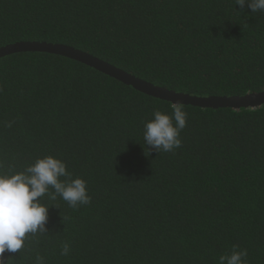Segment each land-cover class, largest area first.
Wrapping results in <instances>:
<instances>
[{"label":"trees","instance_id":"obj_1","mask_svg":"<svg viewBox=\"0 0 264 264\" xmlns=\"http://www.w3.org/2000/svg\"><path fill=\"white\" fill-rule=\"evenodd\" d=\"M75 47L196 96L264 92V0H0V48ZM0 264H264V105L148 96L0 58Z\"/></svg>","mask_w":264,"mask_h":264},{"label":"water","instance_id":"obj_2","mask_svg":"<svg viewBox=\"0 0 264 264\" xmlns=\"http://www.w3.org/2000/svg\"><path fill=\"white\" fill-rule=\"evenodd\" d=\"M22 52H40L63 56L117 81L133 87L135 90L148 96L171 102L174 105H191L201 108H251L264 105V92L251 93L243 96H196L183 92H176L167 88L154 85L139 78L99 57L82 51L72 46L48 42H18L0 48V58Z\"/></svg>","mask_w":264,"mask_h":264}]
</instances>
